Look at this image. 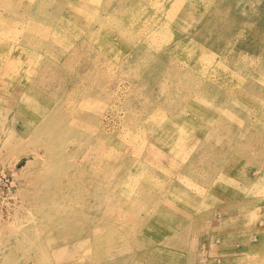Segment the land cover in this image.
<instances>
[{
	"label": "rangeland",
	"instance_id": "obj_1",
	"mask_svg": "<svg viewBox=\"0 0 264 264\" xmlns=\"http://www.w3.org/2000/svg\"><path fill=\"white\" fill-rule=\"evenodd\" d=\"M263 162L264 0H0V264H264Z\"/></svg>",
	"mask_w": 264,
	"mask_h": 264
},
{
	"label": "bare ground",
	"instance_id": "obj_2",
	"mask_svg": "<svg viewBox=\"0 0 264 264\" xmlns=\"http://www.w3.org/2000/svg\"><path fill=\"white\" fill-rule=\"evenodd\" d=\"M92 1H95V0H92ZM76 2V1H75ZM82 2V1H81ZM91 2V1H90ZM138 2V1H137ZM59 3H60V1H59ZM65 3V2H64ZM52 5H53V3H51ZM58 4V3H57ZM61 4V3H60ZM84 4H86V5H88L87 3H84ZM121 4V3H120ZM119 4V5H120ZM125 4V3H124ZM41 5V4H40ZM64 5V4H63ZM67 5V4H66ZM71 5V4H70ZM79 5V4H78ZM39 6V5H38ZM68 6V5H67ZM81 6H83V5H81ZM89 6V5H88ZM131 6V5H130ZM79 7V6H78ZM38 8V7H37ZM86 8V7H85ZM60 10V9H59ZM77 10V9H76ZM63 11H64V9H63ZM86 11V10H85ZM89 11V10H88ZM24 12V11H23ZM27 12V11H26ZM57 12H59V11H57ZM70 12H72V10H70ZM36 13V12H35ZM84 13V12H83ZM76 14H77V12H76ZM28 15V14H27ZM26 15V16H27ZM59 15H60V13H59ZM84 15V14H83ZM57 16V15H56ZM71 16V15H70ZM81 16V15H80ZM69 17V16H68ZM55 20V19H54ZM53 20V21H54ZM75 20V19H74ZM82 20V19H81ZM52 21V22H53ZM77 21V20H76ZM150 21H151V19H150ZM154 21V20H153ZM82 22V21H81ZM152 23H155V22H152ZM38 24V23H37ZM83 26V25H82ZM86 26V25H85ZM88 27V26H87ZM133 28V27H132ZM42 29H44L43 27H42ZM129 29V28H128ZM135 29V28H134ZM133 29V30H134ZM87 30V29H86ZM138 30V29H137ZM46 31V30H45ZM54 31V30H53ZM88 31V30H87ZM126 31V30H125ZM130 31V30H129ZM135 31V30H134ZM89 32V31H88ZM128 32V31H127ZM53 33V32H52ZM122 33V32H121ZM129 33V32H128ZM52 35H54V34H52ZM49 36V35H48ZM63 36V35H62ZM54 37V36H53ZM125 38V37H124ZM32 39V38H31ZM43 39V38H42ZM53 39H51V41H52ZM62 41V40H61ZM66 41V40H65ZM87 41V40H86ZM106 42V41H105ZM111 42H113V38H112V41ZM51 43V42H50ZM58 43V42H57ZM92 43V42H91ZM102 43V42H101ZM41 44V43H40ZM44 45V44H43ZM47 45H49L48 43H47ZM75 45V44H74ZM108 45V44H107ZM110 45V44H109ZM115 46V45H114ZM60 47V46H59ZM76 47V46H75ZM102 47H104L103 45H102ZM107 47V46H106ZM110 47H111V45H110ZM192 48V47H191ZM75 49V48H74ZM170 49V48H169ZM76 50H77V48H76ZM82 50V49H81ZM168 50V49H167ZM102 51H104V50H102ZM174 51V50H173ZM172 51V52H173ZM192 51V50H191ZM195 51V50H194ZM193 51V52H194ZM189 52V51H188ZM47 53V52H46ZM167 53V52H166ZM196 53V52H195ZM194 53V54H195ZM50 54V53H49ZM56 54V53H55ZM80 54V53H79ZM82 54V53H81ZM80 54V55H81ZM97 54V53H96ZM172 54V53H171ZM183 54V53H182ZM197 54V53H196ZM83 55V54H82ZM107 55V54H106ZM184 55V54H183ZM191 55V54H190ZM189 55V56H190ZM166 56V55H165ZM61 57V56H60ZM78 57H79V55H78ZM145 57V56H144ZM195 57V56H194ZM197 57H199V56H197ZM47 58V57H46ZM45 58V59H46ZM52 58V57H51ZM58 58V57H57ZM44 59V60H45ZM61 59V58H60ZM95 59H98V58H95ZM184 59V58H183ZM88 60V59H87ZM121 60V59H120ZM191 60V59H190ZM59 61V60H58ZM96 61V60H95ZM195 61V60H194ZM47 62V61H46ZM55 62V61H54ZM92 62V61H91ZM107 62V61H106ZM105 62V63H106ZM163 62V61H162ZM170 62V61H169ZM178 62H179V60H178ZM182 62H183V60H182ZM93 63V62H92ZM95 63V62H94ZM98 63V62H97ZM188 63V62H187ZM191 63V62H190ZM57 64V63H56ZM56 64H55V66H56ZM77 64V63H76ZM165 64V63H164ZM193 64V63H192ZM237 64V63H236ZM243 64V63H242ZM120 65V64H119ZM185 65V64H184ZM195 65H197V64H195ZM238 65V64H237ZM139 66V65H138ZM193 66V65H192ZM75 67V66H74ZM191 67V66H190ZM73 68V67H72ZM94 68V67H93ZM98 68V67H97ZM102 68V67H101ZM196 68V67H195ZM141 69V68H140ZM98 70V69H97ZM96 70V71H97ZM192 70V69H191ZM194 70V69H193ZM87 71V70H86ZM100 71V70H99ZM136 71V70H135ZM151 71V70H150ZM149 71V72H150ZM164 71H165V69H164ZM113 72V71H112ZM139 72V71H138ZM148 72V70H147V73H149ZM100 73H101V71H100ZM106 73V72H105ZM123 74H124V72H122ZM146 73V72H145ZM145 73H143V74H145ZM152 73V72H151ZM191 73V72H190ZM86 74V73H85ZM115 74V73H114ZM113 74V75H114ZM153 74V73H152ZM155 74V73H154ZM108 75V74H107ZM138 75V74H137ZM151 75V74H150ZM150 75H148V76H150ZM187 75V74H186ZM191 75V74H190ZM101 76V75H100ZM145 76V75H144ZM163 76V75H162ZM195 76V75H194ZM54 77V76H53ZM87 77V76H86ZM89 77V76H88ZM97 77V76H96ZM104 77V76H103ZM128 77V76H127ZM134 77L136 78V76L134 75ZM146 77H147V75H146ZM151 77V76H150ZM110 78H112V76L110 77ZM123 78H125V77H123ZM154 78V77H153ZM185 78H187V77H185ZM202 78V77H201ZM73 79V78H72ZM126 79V78H125ZM127 79H129L130 80V78H127ZM137 79V78H136ZM136 79H135V82H136ZM148 79V78H147ZM105 80V79H104ZM132 80V79H131ZM144 80V79H143ZM149 80V79H148ZM163 80V79H162ZM165 80V79H164ZM175 80V79H174ZM188 80H190V79H188ZM196 80V79H195ZM30 81V80H29ZM101 81V80H100ZM150 81V80H149ZM160 81V80H159ZM88 82V81H87ZM99 82V81H98ZM134 82V81H133ZM192 82V81H191ZM69 83H70V81H69ZM72 83V82H71ZM96 83V85L95 86H97V82H94V84ZM101 83V82H100ZM103 83V82H102ZM114 83H115V81H114ZM148 83V82H147ZM150 83V82H149ZM194 83V82H193ZM93 84V83H92ZM99 84V83H98ZM118 84H120V83H118ZM123 84V83H122ZM152 84V83H151ZM100 85V84H99ZM146 85V84H145ZM106 86H107V84H106ZM121 86V85H120ZM25 87V86H24ZM102 87V86H101ZM124 87V86H123ZM128 87H129V85H128ZM152 87V86H151ZM179 87V86H178ZM208 87V86H207ZM69 88V87H68ZM204 88V87H203ZM128 89V88H127ZM143 89H144V87H143ZM205 89V88H204ZM89 90V89H88ZM184 91H185V89H183ZM206 90V89H205ZM78 91H81V90H78ZM91 91V90H90ZM93 91V90H92ZM106 91V90H105ZM128 91V90H127ZM141 92H143V91H141ZM95 93V92H94ZM130 93V92H129ZM137 93H138V91H137ZM136 92H135V94H137ZM81 95H83V93H81ZM87 95V94H86ZM92 95H93V92H92ZM111 95V94H110ZM114 95V94H113ZM130 95V94H129ZM138 95V94H137ZM88 96V95H87ZM98 96V95H97ZM135 96V95H134ZM96 97V96H95ZM128 97V96H127ZM180 97V96H179ZM99 98V97H98ZM136 98H138V97H136ZM146 98V97H145ZM65 99V98H64ZM115 99V98H114ZM113 99V100H114ZM118 99H120V98H118ZM124 99V98H123ZM129 99V98H128ZM128 99H127V101H128ZM135 99V98H134ZM142 99V98H141ZM132 100V99H131ZM117 101V100H116ZM125 101H126V99H125ZM135 101V100H134ZM58 102V101H57ZM120 102V101H119ZM122 102V101H121ZM131 102V101H130ZM133 102V101H132ZM129 103V102H128ZM136 103V102H135ZM119 104V103H118ZM55 105V104H54ZM53 105V106H54ZM57 106H58V104H56ZM114 106V105H113ZM185 106V105H184ZM56 107V106H55ZM116 107H117V105H116ZM119 107V106H118ZM187 107V106H186ZM50 108V107H49ZM115 108V107H114ZM122 109V108H121ZM43 110V109H42ZM48 110V109H47ZM184 110V109H183ZM182 110V111H183ZM119 111H120V107H119ZM192 111V110H191ZM42 112V111H41ZM80 112V111H79ZM76 113H78V111L76 112ZM117 113V112H116ZM86 114L88 115V110H87V112H86ZM123 114H125V113H123ZM73 115H76L75 113L73 114ZM127 115V114H126ZM81 116V115H80ZM83 116V115H82ZM91 116V115H90ZM117 116V115H116ZM118 117V116H117ZM73 118V117H72ZM124 118V117H123ZM182 118V117H181ZM83 119V118H82ZM121 119V118H120ZM171 119V118H170ZM186 119V118H185ZM194 119V118H193ZM117 120V119H116ZM179 120V119H178ZM177 120V121H178ZM59 121H60V119H59ZM121 121V120H120ZM125 121V120H124ZM174 121H175V118H174ZM185 121V120H184ZM62 122V124H64L63 123V121H61ZM61 122H59V123H61ZM120 125V124H119ZM165 125V124H164ZM121 126V125H120ZM144 126V125H143ZM176 126V125H175ZM103 127V126H102ZM101 127V128H102ZM107 127V126H106ZM116 127V126H115ZM142 127V126H141ZM140 127V128H141ZM180 127V126H179ZM120 128V127H119ZM146 128V127H145ZM144 128V129H145ZM149 128V127H148ZM154 128V127H153ZM90 129V128H89ZM175 129V128H174ZM108 130V129H107ZM150 130V129H149ZM154 131V130H153ZM109 132V131H108ZM107 133V132H106ZM116 133H117V131H116ZM152 133V132H151ZM97 134H98V132H97ZM108 134V133H107ZM96 135V134H95ZM111 135V134H110ZM120 135V134H119ZM173 135V134H172ZM195 135V134H194ZM145 136H146V134H145ZM169 136V135H168ZM175 136V135H174ZM114 137V136H113ZM158 137V136H157ZM196 137V136H195ZM99 138V137H98ZM102 138V137H101ZM101 138H99V139H101ZM167 139H168V137H167ZM175 139V138H174ZM187 139V138H186ZM95 140V139H94ZM98 140V139H97ZM104 140V139H103ZM110 140H112L111 139V137H110ZM113 140H114V138H113ZM155 140H158L157 138L155 139ZM108 142H109V140L108 141H106V140H104V141H102L101 140V142H100V140H99V142H97V146H100L101 145V147H99V148H97L96 146H93V147H95V149H96V151H94V154H96V155H98V158H99V161H95V162H100V161H103L105 158H106V156H105V145H107L108 144ZM116 142V141H115ZM175 142V141H174ZM207 142V141H206ZM119 143V142H118ZM161 143H163V145H164V143H165V145L167 146V141L165 142H162V140H161ZM203 143V142H202ZM98 144H100V145H98ZM93 145H96V143H94ZM164 145V146H165ZM199 145V144H198ZM89 146V145H88ZM111 146V145H110ZM161 146V145H160ZM165 146V147H166ZM174 146V145H173ZM235 146V145H234ZM104 147V148H103ZM172 147V146H171ZM170 147V148H171ZM87 149H88V147H87ZM261 149V148H260ZM84 150V149H83ZM169 150V149H168ZM116 151V150H115ZM212 151H214V150H212ZM84 152H85V154H86V156L82 159V161H81V163L79 164V167H81V169H85V171H86V168H89V166H92V165H90V160H87V158H88V156H89V153L87 152V151H85L84 150ZM209 152V151H208ZM213 153V152H212ZM247 154L246 155H250V156H252L253 158L255 157V154L253 153V150H252V152H246ZM112 154V153H111ZM110 154V155H111ZM228 154V153H227ZM88 155V156H87ZM114 155V154H113ZM152 155V154H151ZM203 155H204V153H203ZM206 155V154H205ZM204 155V156H205ZM153 156V155H152ZM159 157L161 156L160 154L158 155ZM141 158V157H140ZM175 158V157H174ZM217 158V157H216ZM233 157H231V159H232ZM142 159V158H141ZM98 160V159H97ZM107 160V159H106ZM222 160V159H221ZM108 161V160H107ZM136 161V160H135ZM116 162H118V161H116ZM125 162V161H124ZM138 162H141L140 160L138 161ZM177 162H178V160H177ZM231 162H233V161H231ZM151 163V162H150ZM223 163V162H222ZM232 164V163H231ZM94 165V164H93ZM105 165H107V164H105ZM104 165V166H105ZM244 165V164H243ZM98 166H99V164H98ZM98 166H95L94 168H97ZM102 166V165H101ZM109 166H110V164H109ZM109 166H108V168H109ZM93 167H92V169H94ZM105 168V167H104ZM123 168V167H122ZM133 168V167H132ZM147 168V167H146ZM160 168V167H159ZM162 168V167H161ZM135 168H133L132 170H134ZM137 169H138V167H137ZM230 169L231 168H229V166H223L220 170H219V172H218V179L217 180H223L224 179V175L226 176V173H228V171H230ZM240 169V168H239ZM248 169V168H247ZM250 169V168H249ZM255 168L254 167H251V170L252 171H254L253 173H255V175L257 176V177H253V176H251V174L252 173H245V172H243L242 174H241V176H240V178L239 179H235V180H233L232 182V185H227V186H225V187H223V188H219L218 190H212V192H211V190H209V191H207L208 192V194H207V192H205L204 190H202V189H200L199 188V194H198V196L200 197V198H202V197H204L206 194V198H208V197H211V194H213L214 193V191L215 192H217V193H219L218 191H222V190H226V189H228V187H231L232 189H234L235 191H237V192H239V191H242L241 190V186L242 185H246L247 187V190H246V192L248 193V194H253V192L254 191H259V188L261 187V188H263L264 187V162H263V164H262V166H261V168L260 169H256V170H254ZM89 170V169H88ZM87 170V171H88ZM106 170V169H105ZM108 170V169H107ZM100 171V170H99ZM101 172H102V170H101ZM78 173H80V172H78ZM103 173H105V172H103ZM110 173V172H109ZM192 173H193V171H192ZM81 174H82V172H81ZM84 174H87V173H84ZM102 174V173H101ZM129 174V173H128ZM131 174V173H130ZM75 175V174H74ZM83 175V174H82ZM98 175V174H97ZM79 176V175H78ZM102 176V175H101ZM80 177V176H79ZM105 177V176H104ZM103 176L101 177V178H103L104 180H105V178H104ZM98 178V177H97ZM99 180H100V176H99ZM216 181V180H215ZM104 182V181H103ZM170 182H171V179L169 180V183L168 184H165V185H170ZM100 183V182H99ZM159 184V183H158ZM191 184V183H190ZM189 184V185H190ZM214 184V183H213ZM228 184V183H227ZM148 185V184H147ZM188 185V186H189ZM192 185V184H191ZM151 186V185H150ZM176 186V185H175ZM194 188H196V186H194V185H192ZM213 186V185H212ZM221 186V185H220ZM223 186V185H222ZM169 187V186H168ZM175 188V187H174ZM179 188V187H178ZM124 190V189H123ZM175 190V189H174ZM244 190V189H243ZM122 191V190H121ZM143 191H145V189L143 190ZM148 191H149V189H148ZM154 191V190H153ZM162 191V190H161ZM164 191V190H163ZM174 191H172V193H173ZM123 193V192H122ZM145 193V192H144ZM124 195H125V193H124ZM146 195V194H145ZM123 196V195H122ZM257 196V195H256ZM236 198L238 197V196H235ZM123 198V197H122ZM245 199V198H244ZM262 199V198H261ZM167 200H168V202L169 201H171V200H173L172 198L171 199H168L167 198ZM206 200V199H205ZM237 200V201H236ZM235 201H236V203H233L231 206H229V207H227L228 208V210H230V211H226V212H221L222 214H224V215H233V211L232 210H234V209H236L238 206H246L247 205V203H245L243 200H239V198L238 199H236ZM104 201V200H103ZM107 202L108 201H110V200H106ZM105 201V202H106ZM129 201V200H128ZM160 202L162 201H164V200H159ZM209 201H210V199H209ZM261 201V200H260ZM260 201H256V204L258 205L257 207L258 208H262V205H261V203H260ZM111 202V201H110ZM233 202V201H232ZM97 203V202H96ZM109 203V202H108ZM107 203V204H108ZM112 203V202H111ZM220 203V202H219ZM100 204H102V203H100ZM178 204V203H177ZM176 204V205H177ZM189 204H193V207H192V205H191V207L190 208H193L194 209V207H196L195 206V204L193 203V201H190V203ZM105 205V204H104ZM160 205H163V204H160ZM102 206V205H101ZM254 206V205H253ZM103 207V206H102ZM211 207V206H210ZM223 207H226V206H223ZM185 208V207H184ZM197 208V207H196ZM226 208V209H227ZM254 208V207H253ZM200 209V208H199ZM195 210L194 212H196V219L197 220H204V219H215L214 217H216V216H218V215H216L215 214V212H213V215L211 216V214L210 215H208V214H206V212L205 211H200V210ZM210 209V208H209ZM220 209V208H219ZM185 210V209H184ZM224 210V209H223ZM238 210V209H237ZM253 210V209H252ZM252 210H251V214H249L248 216H250V219L252 220V222H256V220H258V219H261V218H264V214H260L259 213V211H258V213L256 212V210L255 211H253L252 212ZM181 211V210H180ZM207 211V210H206ZM219 211V210H218ZM262 211V210H261ZM194 212H193V214H194ZM220 212V211H219ZM246 212V211H245ZM110 213H112V212H110ZM116 213H117V211H116ZM226 213V214H225ZM163 214V213H162ZM192 214V213H191ZM202 214V215H201ZM235 215H236V220L240 217V215H238L237 214V212L236 213H234ZM247 214V213H246ZM156 215H158V214H156ZM219 215H220V213H219ZM226 215V216H227ZM243 215V214H242ZM155 216V215H154ZM188 216V215H187ZM191 216V215H190ZM162 217V216H161ZM164 217V216H163ZM193 217V216H192ZM221 218V217H220ZM228 218V217H227ZM86 219V218H85ZM232 219V218H231ZM249 219V218H248ZM88 221V220H87ZM90 221V220H89ZM166 221V220H165ZM213 221V220H212ZM167 222V221H166ZM173 222V221H172ZM168 223V222H167ZM258 223V222H257ZM256 223V224H257ZM86 224V223H85ZM237 224V223H236ZM253 224V223H252ZM190 225V224H189ZM214 225V224H213ZM240 225V224H239ZM253 225H255V224H253ZM165 226V225H164ZM172 226V225H171ZM215 226V225H214ZM213 226V227H214ZM218 226V225H217ZM261 226V225H260ZM106 227V226H105ZM259 227V226H258ZM87 228V227H86ZM117 228V227H116ZM120 228V227H119ZM153 228V227H152ZM167 228V227H166ZM210 228V227H209ZM222 228V227H221ZM249 228V227H248ZM251 228V227H250ZM253 228V227H252ZM190 229V228H189ZM207 229V228H206ZM214 229V228H213ZM264 229V228H263ZM109 230V229H108ZM184 230V229H183ZM182 230V231H183ZM232 230V229H231ZM251 230V229H250ZM100 231V227L98 226V227H96L95 228V226L93 227V228H89V229H87V232H85L84 233V236H87V238H91V237H93V235H95L96 233H98ZM132 231V230H131ZM147 231V230H146ZM168 231H169V229H168ZM215 231V230H214ZM228 231H229V229H228ZM258 231V230H257ZM106 232V231H105ZM179 232V231H178ZM210 232V231H209ZM212 232V231H211ZM210 232V233H211ZM222 232V231H221ZM247 232H249V231H247ZM113 233H114V230H113ZM132 233H134V232H132ZM139 233H140V231H139ZM184 233V232H183ZM213 233V232H212ZM239 233H242V232H239ZM257 233V232H256ZM100 234H102V233H100ZM107 234V233H106ZM109 234H110V232H109ZM125 234V233H124ZM191 235V234H190ZM217 236H218V234H216ZM246 235V234H245ZM100 237H101V235H99ZM104 236H105V233H104ZM107 236V235H106ZM189 236V235H188ZM221 236V235H220ZM225 236V235H224ZM249 236V235H248ZM250 236H251V234H250ZM142 237V236H141ZM140 237V238H141ZM145 237V236H144ZM228 237V236H227ZM232 237H233V234H232ZM241 237V236H240ZM115 238H117V237H115ZM247 238V237H246ZM253 238V237H252ZM99 239V238H98ZM139 239V238H138ZM166 239V238H165ZM187 239V238H186ZM205 239V238H204ZM93 240H96V239H93ZM92 240V241H93ZM185 241V240H184ZM253 241V240H252ZM90 242V241H89ZM139 242V241H138ZM151 242H153V241H151ZM137 243V242H136ZM157 243V242H156ZM155 243V244H156ZM189 242H187V244H188ZM245 243H247V242H244V244ZM90 244V243H89ZM140 244V243H139ZM160 244V243H159ZM97 245V244H96ZM146 245V244H145ZM189 245V244H188ZM187 245V246H188ZM194 245H195V243H194ZM247 245V244H246ZM132 246V245H131ZM133 246H134V244H133ZM140 246V245H139ZM150 246V245H149ZM149 246H147V247H149ZM196 246H197V244H196ZM96 247V246H95ZM144 247V246H143ZM189 247V246H188ZM204 247V246H203ZM202 247V248H203ZM211 247V246H210ZM157 248V247H156ZM195 248H197V247H195ZM194 248V249H195ZM200 248V247H199ZM201 248V249H202ZM205 248V247H204ZM250 248V247H249ZM162 249V248H161ZM186 249V248H185ZM213 249V248H212ZM253 249V248H252ZM251 249V250H252ZM264 249V248H263ZM210 250V249H209ZM254 250V249H253ZM259 250V249H258ZM143 251V250H142ZM190 251V250H189ZM192 251H194V250H192ZM216 251H217V249H216ZM159 253V252H158ZM163 253H165V252H163ZM163 253H162V255H163ZM191 253V252H190ZM249 253V252H248ZM264 253V252H263ZM136 254V253H135ZM197 254V253H196ZM243 254V253H242ZM246 254V253H245ZM252 254V253H251ZM133 255V254H132ZM165 255V254H164ZM186 255V254H185ZM198 255V254H197ZM216 255V254H215ZM233 255V254H232ZM235 255V254H234ZM238 255V254H237ZM264 255V254H263ZM200 256H202V255H200ZM206 256V255H205ZM262 256V255H261ZM133 257H135V255L133 256ZM139 257V256H138ZM141 257V256H140ZM149 257V256H148ZM195 257V256H194ZM197 257H199V256H197ZM196 257V258H197ZM127 258V257H126ZM201 258V257H200ZM224 258V257H223ZM228 258V257H227ZM232 258V257H231ZM133 259V258H132ZM137 259V258H136ZM233 259V258H232ZM239 259V258H238ZM256 259H257V257H256ZM255 259V260H256ZM131 260V259H130ZM141 260V259H140ZM159 260V259H158ZM227 260V259H226ZM225 260V261H226ZM250 260V259H249ZM133 261V260H132ZM211 261V260H210ZM213 261V260H212ZM263 261V260H262ZM129 262V261H128ZM135 262H136V260H135ZM130 263V262H129ZM132 264H133V262H131ZM200 263V262H199ZM212 263V262H211ZM215 263V262H214ZM217 263H218V261H217ZM127 264V263H126ZM153 264H155V263H153ZM207 264V263H206Z\"/></svg>",
	"mask_w": 264,
	"mask_h": 264
},
{
	"label": "built area",
	"instance_id": "obj_3",
	"mask_svg": "<svg viewBox=\"0 0 264 264\" xmlns=\"http://www.w3.org/2000/svg\"><path fill=\"white\" fill-rule=\"evenodd\" d=\"M15 180L5 170L0 168V214L6 213L12 200Z\"/></svg>",
	"mask_w": 264,
	"mask_h": 264
}]
</instances>
